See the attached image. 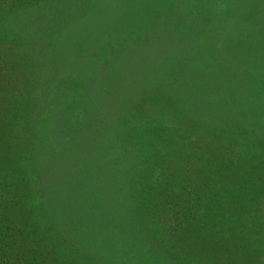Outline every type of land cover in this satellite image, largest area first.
Listing matches in <instances>:
<instances>
[{"label":"rangeland","instance_id":"1","mask_svg":"<svg viewBox=\"0 0 264 264\" xmlns=\"http://www.w3.org/2000/svg\"><path fill=\"white\" fill-rule=\"evenodd\" d=\"M205 215L264 264V0H0V242L179 264Z\"/></svg>","mask_w":264,"mask_h":264},{"label":"trees","instance_id":"2","mask_svg":"<svg viewBox=\"0 0 264 264\" xmlns=\"http://www.w3.org/2000/svg\"><path fill=\"white\" fill-rule=\"evenodd\" d=\"M140 10H141V8H140ZM135 16L137 18H134V14L130 13L129 17H128L129 23H127V24H128V26L130 24V27L131 26L134 27L135 25H138L139 26L138 30L141 31L142 29H140V25L143 24L144 19L147 16H149V14L135 12ZM133 18L135 20H133ZM148 19H151V21L153 20V23H152L153 25H155L157 23L155 21V19H153V18H148ZM136 43L140 44V42H136ZM137 47H134V48L137 49ZM100 101H101V103L104 102L102 97H101ZM42 155H43V153H40L41 157H42ZM43 156H46L45 158H43V165L44 166H48V165L53 164L57 161V157L50 154V153L48 155L44 154ZM51 172H49V173H51ZM205 216L208 218L203 217L200 219V223H201L200 232L205 234V238H207L206 235L210 232L209 236L211 237V240H208V239L198 240L197 239L198 235H194L193 237H196V239L193 237L192 238L195 239L196 242L193 243L192 240H190V241L188 240L191 237V234H188L187 239L185 241L183 238V241L185 242V248H186L185 250L187 252L186 254H188V255H186V256H183V254L178 255L177 252H173V248L169 247V245L164 244L162 241H161L162 243H159V245L163 244L164 247L166 246V247L170 248L167 251L168 254H170V255H172V257H176L178 260H180L179 264H198L199 262H202L203 259H205V258L209 259V257L212 254L216 253L215 247H214V245H215L214 244L215 243L214 238H215L216 232L211 231V229L208 230L204 227L205 224H208L211 221H213L214 216H212L211 219H210L211 215H205ZM8 221L11 224L13 223V219H11V216L8 218ZM220 226H221V224L216 223V222L212 225V227H217L218 230L220 229ZM10 227L11 226L9 225L8 228L10 229ZM17 227H18V229H16ZM17 227L15 228L17 234L14 235L15 237L13 238V240L10 237H13V234L15 233L14 228L11 230V235H9V237H8L10 239L6 238L8 242L7 243L0 242V247H1L0 248V264H51L49 261L44 260L45 257L49 256L48 254L42 253L40 251L42 253V255H41V253H37V251H34V249H32L30 247L25 248V247H22L21 245H18V243L22 242V241H23V243L27 244L26 239H28V238L24 234L23 229L20 226H17ZM25 228H26V226H25ZM27 230L31 231L32 228H30L27 225ZM17 240H18V242H16ZM212 242H214V243H212ZM239 247H240V245L237 243L236 246H232L230 249L231 250H238ZM195 251L197 254L196 256L193 254ZM234 252H236V251H234ZM77 255L78 256L76 257V259L78 257H80V254H77ZM190 256L191 257L194 256L196 259L190 262L189 261ZM179 258H181V259H179ZM177 259H175V260H177ZM170 264H173V262H171Z\"/></svg>","mask_w":264,"mask_h":264}]
</instances>
